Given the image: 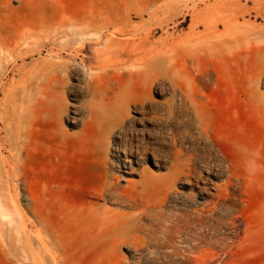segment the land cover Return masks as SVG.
I'll list each match as a JSON object with an SVG mask.
<instances>
[{
    "label": "rangeland",
    "instance_id": "374dc122",
    "mask_svg": "<svg viewBox=\"0 0 264 264\" xmlns=\"http://www.w3.org/2000/svg\"><path fill=\"white\" fill-rule=\"evenodd\" d=\"M122 1L0 0V264H264V168L217 196L226 175L211 157H200L198 138L199 120L218 133L244 130L264 158V2L261 14L243 15L247 45L174 61L197 89L201 119L179 87L174 93L173 80L159 77L156 102L131 107L97 146L94 130L82 129L87 95L74 66L83 54L71 58L51 40L67 34L70 45L94 41L97 35L81 39L68 22L119 10ZM140 1L180 9L153 31V39L171 40L189 31L185 7L215 0ZM61 22L71 27L23 37ZM54 70L63 91L54 100L66 109L56 117L60 122L43 114L45 81ZM58 123L68 134H57ZM175 151L180 159L191 156L193 165L173 181Z\"/></svg>",
    "mask_w": 264,
    "mask_h": 264
},
{
    "label": "bare ground",
    "instance_id": "6f19581e",
    "mask_svg": "<svg viewBox=\"0 0 264 264\" xmlns=\"http://www.w3.org/2000/svg\"><path fill=\"white\" fill-rule=\"evenodd\" d=\"M250 1L252 2L251 6L247 2H241V0H215L213 3H205L203 6L194 3L190 7H185L186 14L190 16L191 20L189 31L183 37L171 35V40L168 38L153 39V31L156 26L168 25L174 16L181 14L180 9H173L171 6H155L154 3L145 4L140 0H123L119 10L100 11L88 15L84 19L68 22L67 25H73L76 35L81 39H84V36L89 33L91 38L94 34L97 35L94 41H92L93 39H84L81 44V41L73 43H78L79 46L73 44L72 46L68 38L67 41L70 42H66V36L70 38L71 35L66 34L58 37L54 35L52 40L45 37V40L52 41V45L55 46L56 44V47L60 49H67L71 58L77 54H83L81 61L74 66L82 75L83 83L80 87L85 90L87 95L84 100L86 115L83 119L82 129L87 127L88 129L85 131L88 130L89 132V127H91L94 130L93 141L99 143H95L97 146L103 145L105 135H107L105 133L109 135L116 127L122 125L129 116L131 107L156 102L153 96V85L159 77L173 80L177 85V87H173L174 93L179 87L183 102L193 107L196 119H201L203 115L200 101L197 98V89L191 84L188 73L183 68L176 67L174 61L181 58L197 59L208 49L215 52L231 51L239 44H246L249 29L248 21L244 19L243 15L250 10L261 14L263 12L262 3L264 2V0ZM131 14H135L138 20H131ZM170 14L173 15L170 16ZM240 18L243 20L241 21ZM66 23L46 25L40 30L24 34L23 37L38 36V33L41 34L42 31L44 33L48 31H53V33L65 32L71 27L64 28ZM104 31L108 33H104ZM73 32L71 34L74 35ZM44 36H48V34ZM89 37L87 36V38ZM32 38L34 39V37ZM42 42L44 43V41H40V44ZM91 44L97 45V47L94 46L92 54L87 55ZM52 48L54 47L52 46ZM1 49L3 48L0 47ZM5 49L7 48L5 47ZM54 54L59 55L56 52ZM50 57L52 58V55ZM62 59L59 58V60ZM63 60L62 63L65 62V59ZM45 83H47L45 91L48 90L49 92H46L47 94L42 92L46 94L43 97L45 99L44 105H46L43 114L45 116L52 115L55 121L60 122L56 117L61 110L64 112L66 109L61 103L54 100L55 92L59 91L58 87L62 84L55 70ZM171 112L168 114L171 115ZM199 122L201 124L198 130V138L202 139L204 143L203 154L200 157L205 159L211 157L217 163V169L226 175V178L217 184V196L228 192L229 186L236 184L237 181L246 183L251 177L257 175L261 168H264L262 153L257 147L251 145L246 131L227 129L218 133L214 132L213 127L202 123L200 120ZM55 131L60 135L68 134L65 127L60 123L56 124ZM225 146L230 147L234 152L237 151L240 157L227 156L223 150ZM179 151H175L172 161L173 168L176 164L177 167L169 173V177H173V181L178 180L180 175L187 174L183 170L184 166L189 171L193 165V158L182 152L183 158L180 159L177 156Z\"/></svg>",
    "mask_w": 264,
    "mask_h": 264
}]
</instances>
